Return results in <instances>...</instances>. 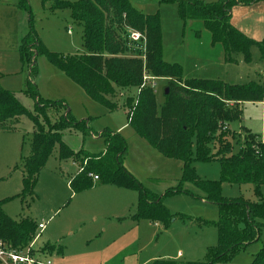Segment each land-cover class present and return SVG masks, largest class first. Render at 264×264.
Masks as SVG:
<instances>
[{
    "label": "trees",
    "instance_id": "obj_1",
    "mask_svg": "<svg viewBox=\"0 0 264 264\" xmlns=\"http://www.w3.org/2000/svg\"><path fill=\"white\" fill-rule=\"evenodd\" d=\"M256 1L219 0L205 4L199 0H159V4L176 5L184 23L193 19L202 20L211 33L213 44L223 46L227 63H234L238 54L250 63L251 49L255 46L264 58V40L258 43L235 28L231 24V12L234 5L247 6ZM18 6L30 15L31 27L22 38L20 56L22 63L29 67L26 93L35 98L37 107L34 113L30 112L15 94L0 85V131L18 132L22 117L29 118L34 124V130L28 136L29 150L25 152L22 149L17 167L23 173V189L19 195L23 202L34 197L39 174L57 147L60 160H72L80 166L69 181L74 193L93 187L94 179L90 175L97 176V181L104 185L135 191L138 201L132 219L137 222H161L168 227L177 217L188 219L183 214H172L164 205L168 196L180 193L192 195L184 190L186 183H193L201 190L204 193L202 199L208 204L218 206L219 218L214 223L218 241L215 247L208 250L206 259L189 263L162 259L152 264H216L232 260L248 246L260 241L264 230V198L257 203L227 199L222 195V184L251 185L256 190L264 186V140L248 129H244L243 138L229 130L231 123L241 119L242 105H264L261 84L185 79L181 65L166 62L163 58L159 14L144 13L129 0L55 1L54 10L70 11L73 19L83 26L86 53L68 56L46 51L33 28L27 0H21ZM130 28L145 37V44L141 40L130 45ZM42 53L52 66L63 71L91 100L109 112L118 109L127 112L128 124L135 133L162 156L180 160L183 169L178 185L169 188L162 196L145 188L123 165L127 143L119 133L102 132L107 149L100 155H92L84 149L74 151L64 142L63 132L74 127L84 129L85 123L74 121L68 110L54 123L49 120L40 123L39 114L46 107L54 106L53 102L39 97L33 81L38 72L35 60ZM145 76L154 82L157 78L168 80L163 93L165 101L161 106L151 84L144 85ZM119 98L123 99L121 105L117 102ZM25 143L23 134L22 148ZM235 145L239 146L237 152ZM197 161L219 162L220 180H199L193 170V163ZM6 201L0 200V242L7 250L26 252L37 235L38 224L27 216L18 221L8 216L4 211ZM47 252L63 255V249L50 245L39 250L33 247L30 254L47 260ZM249 264H264V247Z\"/></svg>",
    "mask_w": 264,
    "mask_h": 264
},
{
    "label": "rangeland",
    "instance_id": "obj_2",
    "mask_svg": "<svg viewBox=\"0 0 264 264\" xmlns=\"http://www.w3.org/2000/svg\"><path fill=\"white\" fill-rule=\"evenodd\" d=\"M20 1L0 0V85L15 94L21 104L34 113L37 101L26 93L29 67L22 63L20 56L22 38L31 27L30 15L19 8ZM55 1L58 0H27L33 28L44 49L65 56L85 54L82 24L73 19L70 11L54 10ZM129 1L136 9L159 14L163 58L166 62L181 65L185 79H217L231 84L256 82L264 88V58L258 47L251 49L250 63L245 62L242 54L235 57L234 63H227L223 46L213 44L211 33L202 20L184 23L176 5H160L159 0ZM199 1L210 4L219 0ZM246 9L240 25L248 34L258 36L261 33L260 41L254 40L259 43L264 40V9ZM35 63L38 72L33 81L39 97L54 103L39 114L40 123L46 120L54 123L68 110L74 121L85 123L84 129L74 127L63 132V140L70 148L100 155L107 149L102 132L119 133L127 143L123 165L145 188L162 196L169 188L178 185L183 163L162 156L140 138L128 124L127 113L123 109L109 112L91 100L63 71L52 66L44 53L37 56ZM155 83L153 89L161 106L165 101L163 93L168 80L157 78ZM130 95L133 96L134 92ZM118 101L120 105L123 103V99ZM263 111L262 103L242 105L241 119L230 124V132L243 138L244 129H248L264 139ZM19 128L20 132L0 131V200H7L4 211L14 220L27 216L36 224L48 222L40 233L37 247L41 245L40 249H44L50 245L63 249V255L46 253L54 264H152L162 259L176 261L173 258L178 252L184 256L176 262L189 263L206 259L208 250L217 245L218 233L214 223L219 216L218 206L202 204L204 193L193 183L184 185V190L192 195L180 193L164 199L171 213L184 214L188 219L177 217L168 227L157 222L159 228L155 226L156 222L141 221L137 224L131 218L136 207L131 211L127 207L123 211L115 205L117 202L112 190H104L115 186L94 180L91 189L74 193L69 181L80 166L72 160H60L57 147L39 174L34 197L23 202L19 197L23 189V173L17 167L22 149L25 152L29 150L28 136L33 132L34 124L29 118L22 117ZM23 134L26 143L22 148ZM234 150L237 152L239 146L235 145ZM193 170L199 180H220L217 161L194 162ZM130 193L134 195L136 204L138 193ZM222 195L227 199L257 203L264 198V186L256 190L251 185L223 183ZM205 220L209 224L204 223ZM208 243L205 249L204 245ZM263 247L264 230L259 242L251 244L232 260L216 264H249Z\"/></svg>",
    "mask_w": 264,
    "mask_h": 264
},
{
    "label": "crops",
    "instance_id": "obj_3",
    "mask_svg": "<svg viewBox=\"0 0 264 264\" xmlns=\"http://www.w3.org/2000/svg\"><path fill=\"white\" fill-rule=\"evenodd\" d=\"M249 7H247V6H245V5H237V6H235L233 9H232V12H231V15H232V18H231V24L235 27V28H237L240 32H242L244 35H246V36H248L249 38H251V39H253V40H256V41H260V35H261V33L258 35V36H254V35H252V34H248L247 32H246V30L243 28V26H241L240 25V19L241 18H243V17H245L244 15L246 14V12H247V9L246 8H256V7H259V8H262V10L264 9V0H258V1H256V2H254V3H252V4H250V5H248ZM144 13H147V14H152V12L151 11H147V12H145L144 10H142ZM240 13H242L241 14V16L239 17V15H240ZM238 17V18H237ZM259 31H260V29H259ZM260 37V38H259ZM263 104V103H262ZM263 107H264V105H263ZM127 113V112H126ZM263 118H264V111H263ZM20 123H21V119H20V121H19V125H20ZM19 128V127H18ZM21 131V129L19 128V131L18 132H20ZM262 140H264V139H262ZM64 142L67 144V145H69L65 140H64ZM74 150V149H73ZM74 151H77V150H74ZM67 162V161H66ZM73 162V161H72ZM73 163H75V162H73ZM79 171V169L77 170V172ZM76 172V173H77ZM72 175H74V174H72ZM109 186H114V185H109ZM110 188H112V189H104V190H112L111 192L113 193V197H115V200H116V206L117 207H119L120 209H122L123 211H125V209L128 207V209L131 211V209L132 208H134V207H136L135 205L137 204V202H136V204H135V197H134V195L132 194V193H130L131 192V190H127V189H123V188H120V187H117V186H115V187H110ZM129 192V193H128ZM132 192H135V191H132ZM132 194V195H131ZM202 200V204H204V205H206V206H212L211 204H208L204 199H201ZM165 205V204H164ZM131 213V212H130ZM172 214H174V213H172ZM134 215V214H133ZM132 215V216H133ZM184 215V214H183ZM132 218V217H131ZM218 218H219V216H218ZM218 218L216 219V221L218 220ZM120 220H122L121 218H120ZM135 223H139V222H137V221H135V220H133ZM215 221V222H216ZM141 222V221H140ZM205 222H209V221H206L205 220ZM41 223H45V222H41ZM41 223H39V224H41ZM38 224V225H39ZM47 224H48V222H46V227H47ZM155 226L157 227V228H159L160 227V225L158 224V223H156L155 224ZM46 229V228H45ZM99 229V228H98ZM217 233H218V231H217ZM217 237H218V235H217ZM218 239V238H217ZM38 241V240H37ZM37 241H36V243H35V246H34V248L37 250H39L40 249V247H41V245H40V247L38 248L37 247ZM211 243V242H210ZM207 245H209V243L208 244H206V245H204V248L206 249V247H207ZM188 250H190V249H188ZM185 253V252H184ZM192 254V253H191ZM184 256V254L183 253H180V252H178V255L176 256V257H174L173 259L174 260H176V261H178V259L179 258H182ZM47 257H50V256H48L47 255ZM254 257V256H253ZM50 259V258H49ZM51 260V259H50ZM251 262V261H250ZM249 262V263H250ZM0 263L1 264H10V263H6V262H3V261H1L0 260ZM54 264V263H53ZM56 264V263H55Z\"/></svg>",
    "mask_w": 264,
    "mask_h": 264
},
{
    "label": "built area",
    "instance_id": "obj_4",
    "mask_svg": "<svg viewBox=\"0 0 264 264\" xmlns=\"http://www.w3.org/2000/svg\"><path fill=\"white\" fill-rule=\"evenodd\" d=\"M129 40L132 44L143 40L145 44V37L136 31H131L129 33ZM152 81V78L148 76L144 77V85L145 83H150L152 88H154L156 83ZM90 177H92L94 180H98V177L95 175H90ZM45 228L46 223H41L38 225L39 234L36 235L34 241L26 252H14L11 250H7L5 246L0 242V260L10 264H53L50 259L43 260L41 258H35L30 254L31 249L35 246L36 241L40 237V233H42Z\"/></svg>",
    "mask_w": 264,
    "mask_h": 264
},
{
    "label": "water",
    "instance_id": "obj_5",
    "mask_svg": "<svg viewBox=\"0 0 264 264\" xmlns=\"http://www.w3.org/2000/svg\"><path fill=\"white\" fill-rule=\"evenodd\" d=\"M165 93L167 94L168 93V90H166Z\"/></svg>",
    "mask_w": 264,
    "mask_h": 264
}]
</instances>
